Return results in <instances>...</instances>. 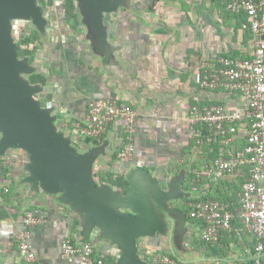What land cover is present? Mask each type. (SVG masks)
<instances>
[{
  "label": "crops",
  "instance_id": "obj_1",
  "mask_svg": "<svg viewBox=\"0 0 264 264\" xmlns=\"http://www.w3.org/2000/svg\"><path fill=\"white\" fill-rule=\"evenodd\" d=\"M139 2H126V8L134 11L123 17L121 33L115 35L119 38L114 40L110 34L104 47L92 40L91 51L85 58H75V67L66 68L57 59L52 68H39L21 77L31 86H41L34 98L42 109L51 108L50 116L65 137L73 136V126L85 121L95 100L116 98L136 111L133 160L118 157L125 147L121 121L110 125L101 144L79 139L71 147L81 155L95 150V188L107 189L102 201L109 196L110 205L122 204L133 187L131 201L147 202L144 214L157 233L139 235L142 226L133 225L121 232L115 223L105 222L109 219L88 230L90 212L64 202V192L48 193L40 183L36 187L29 180L28 153L12 148L0 156V190L9 189L0 195V264H78L62 258L66 239L92 243L106 264H153L157 254L172 256L182 264H252L256 240L238 221L233 223L236 231L224 232L219 244L212 246L201 239L204 224L190 217V204L197 197L236 202L243 177L220 181L202 177L198 193L193 191V180L213 161L229 157L233 147L244 143L246 125L240 130L242 139L232 148L212 146L192 136L189 115L198 102L246 109L242 95L203 89L196 76L214 74L223 58L252 57L264 36L244 30L241 16L228 12L227 0ZM59 56L64 60V55ZM34 74L44 76L46 84H32ZM118 179L127 181V188L117 185ZM28 212L41 219L32 230L34 263L21 260L15 240ZM126 212L139 216L129 209ZM136 234L135 249L129 252Z\"/></svg>",
  "mask_w": 264,
  "mask_h": 264
},
{
  "label": "built area",
  "instance_id": "obj_2",
  "mask_svg": "<svg viewBox=\"0 0 264 264\" xmlns=\"http://www.w3.org/2000/svg\"><path fill=\"white\" fill-rule=\"evenodd\" d=\"M228 12L245 15L244 30L255 36H264V0H227ZM196 83L203 89L224 90L242 95L246 109H230L226 106H203L195 104L189 115L192 136L198 143L220 145L232 148L242 139L241 127L245 124L243 144L232 148L229 157H221L212 162L193 180V191L199 192L201 178L220 181L243 177L242 189L235 203L219 199L195 198L190 206V217L204 224L201 239L215 246L224 232L235 230L238 221L244 230L253 234L256 244L252 264H264V39L257 43L252 57L247 59L223 58L220 68L214 74H198ZM198 101V99L196 100ZM116 121L124 124L125 147L118 153L122 160H133L136 154L137 113L128 104L116 98H102L93 101L83 123H76L75 133L70 136L76 142L90 139L101 144L108 128ZM239 137V138H237ZM9 189L0 190V195ZM41 219L33 212L23 218V229L16 235L19 255L23 262L34 263L36 254L31 244L32 230ZM236 231V230H235ZM63 260L78 264H106L97 257L92 243L77 244L64 240L61 247ZM153 264H182L166 254L153 257Z\"/></svg>",
  "mask_w": 264,
  "mask_h": 264
},
{
  "label": "water",
  "instance_id": "obj_3",
  "mask_svg": "<svg viewBox=\"0 0 264 264\" xmlns=\"http://www.w3.org/2000/svg\"><path fill=\"white\" fill-rule=\"evenodd\" d=\"M83 2L89 14L88 23L94 31V42L101 47L107 46L103 12L116 9L121 0ZM19 18L33 19L40 26L43 24L34 0H0V156L12 148L26 151L31 162L28 169L32 176L29 180L36 187L40 183L48 193L64 192V202L90 212L88 230H92L100 220L109 219L105 222L115 223L121 232L128 226H142L139 235L154 236L157 231L150 229L144 214V209L149 208L147 202L142 200L135 204L131 201L133 187L122 204L110 205L109 196L102 201L107 189L95 188L92 168L95 150L78 154L71 147V138L65 137L55 126V118L50 116L51 108L42 109L41 103L34 98L42 88L31 86L21 77V74H31L34 70L29 67V60H18V46L11 36L12 20ZM126 209L139 216L128 214ZM137 236L132 238L129 252L135 249Z\"/></svg>",
  "mask_w": 264,
  "mask_h": 264
},
{
  "label": "rangeland",
  "instance_id": "obj_4",
  "mask_svg": "<svg viewBox=\"0 0 264 264\" xmlns=\"http://www.w3.org/2000/svg\"><path fill=\"white\" fill-rule=\"evenodd\" d=\"M83 1L85 0H74L80 21L79 32L65 22L63 0H45V3L34 0L35 8L43 19L41 26L33 19H13L11 36L17 46L27 37L41 35V40L30 45V50H34L33 61L32 57L20 58L17 51L18 60H30L29 67L36 72L39 71V68H52L51 63H56L57 59L65 63L66 68L75 67V58L79 60L82 55L84 57L88 51H91V41L94 38V31L88 23L89 14ZM128 1H140L141 4L151 0H121V5H118L116 9L103 12L107 40L110 34L114 35H112L114 40L119 38L115 35L121 33L123 17L134 11L126 8ZM116 44L120 43L117 41ZM59 55H64V60Z\"/></svg>",
  "mask_w": 264,
  "mask_h": 264
},
{
  "label": "trees",
  "instance_id": "obj_5",
  "mask_svg": "<svg viewBox=\"0 0 264 264\" xmlns=\"http://www.w3.org/2000/svg\"><path fill=\"white\" fill-rule=\"evenodd\" d=\"M40 1L45 3V0H40ZM63 1H64L65 22L69 24L74 30L79 32L80 31V28H79L80 21H79V15L77 13V7H76L74 0H63ZM240 16L242 18L243 24L246 23L247 17L244 14ZM243 24H242V27H243ZM39 40H41V35L38 34V35H32V37L31 36L27 37L26 40L22 41L18 46L19 57L20 58L32 57V61H33L34 50H30V45ZM30 82L32 84H44L45 85L46 79L42 75L34 74L30 76ZM85 141L95 143V144L97 143L90 139H87ZM215 148L218 149L217 146H215ZM115 183L124 188H127L128 186L127 181L123 179H118V181Z\"/></svg>",
  "mask_w": 264,
  "mask_h": 264
}]
</instances>
